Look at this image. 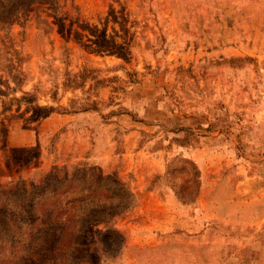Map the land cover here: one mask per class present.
<instances>
[{"label": "rangeland", "instance_id": "374dc122", "mask_svg": "<svg viewBox=\"0 0 264 264\" xmlns=\"http://www.w3.org/2000/svg\"><path fill=\"white\" fill-rule=\"evenodd\" d=\"M51 1L0 19V264H258L264 0Z\"/></svg>", "mask_w": 264, "mask_h": 264}, {"label": "trees", "instance_id": "16d2710c", "mask_svg": "<svg viewBox=\"0 0 264 264\" xmlns=\"http://www.w3.org/2000/svg\"><path fill=\"white\" fill-rule=\"evenodd\" d=\"M35 4H47L48 6L52 4L51 0H0V19L6 20L9 16L13 17V21L15 23H18V17L20 10L22 11L23 18H26V14L28 11H30V6ZM30 9V10H29ZM36 199H41L40 195L36 196ZM38 204V203H37ZM24 214L28 212H23ZM55 214V218H56ZM51 215L49 213L50 218ZM31 217H29V220ZM42 217H35V219L31 220L30 223H32L34 220L39 221L42 220ZM47 220V219H46ZM55 223V221H53ZM49 222H42L40 224L41 230L39 232H36L37 238L36 241L39 242L37 245L39 247L38 250L33 252V262L30 264H45L47 261L51 260L52 264H54L55 257L54 255H58V245L60 242L66 240L67 244L70 245V251L74 252V247L76 244V240L78 239L77 233L78 232H72L69 233L65 228V223L62 221L59 224L58 227L50 228ZM96 223V222H94ZM38 231V230H37ZM43 234V236H42ZM50 240L51 245L48 247V250L45 251V257L42 255L41 249L46 246L47 241ZM47 249V248H46Z\"/></svg>", "mask_w": 264, "mask_h": 264}, {"label": "crops", "instance_id": "0c3cea01", "mask_svg": "<svg viewBox=\"0 0 264 264\" xmlns=\"http://www.w3.org/2000/svg\"><path fill=\"white\" fill-rule=\"evenodd\" d=\"M226 207H231V209L232 210H228V211H236L235 213H236V215H229L228 216V218H227V220H225V223H227V224H229V226L233 229V228H235V227H237L238 225H241V223H240V221L237 219V210H235L234 209V207L232 206V205H230V206H226ZM225 207V208H226ZM228 209V208H227ZM260 224V223H259ZM253 240H251V242L253 243L254 241H255V238H252ZM230 241H232L233 243H235L234 242V240H230ZM227 242L228 244L229 243H231V242ZM232 249V248H231ZM258 249V248H257ZM226 253V252H225ZM239 261V259L238 258H236L235 257V253H232V254H230L229 255V257H227V259H226V262L224 263V264H228V261ZM253 261L254 262H258V264L260 263V264H264V252H258V253H256L255 254V257H254V259H253ZM254 264H256V263H254Z\"/></svg>", "mask_w": 264, "mask_h": 264}]
</instances>
